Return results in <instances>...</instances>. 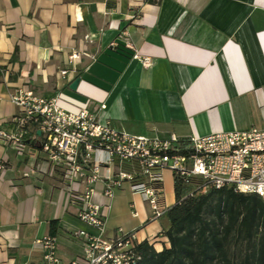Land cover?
Listing matches in <instances>:
<instances>
[{"label": "crops", "instance_id": "crops-1", "mask_svg": "<svg viewBox=\"0 0 264 264\" xmlns=\"http://www.w3.org/2000/svg\"><path fill=\"white\" fill-rule=\"evenodd\" d=\"M72 51L91 57L81 56L76 72L61 78ZM135 51L152 65L143 67ZM19 87L46 98L62 94L74 101L70 108L86 105L99 121L134 136L188 139L264 129V0H0L5 131L17 113L9 95ZM39 137L30 127L21 156L0 140V264H42L35 241L47 236L56 237L61 264H71L82 250L74 233L92 232L78 218L80 204L70 199L63 173L47 164ZM104 188L103 181L94 185L93 200L102 207L107 237L122 229L157 252L169 247L166 216L150 221L147 205L127 184L112 198ZM162 194L173 206L168 170Z\"/></svg>", "mask_w": 264, "mask_h": 264}, {"label": "built area", "instance_id": "built-area-1", "mask_svg": "<svg viewBox=\"0 0 264 264\" xmlns=\"http://www.w3.org/2000/svg\"><path fill=\"white\" fill-rule=\"evenodd\" d=\"M126 47L134 50L128 41ZM81 56L91 57L76 51L68 54L66 68L59 71L61 78L76 72L72 67ZM133 58L143 67L152 65L150 58L141 57L136 51ZM9 101L17 113L10 121L9 131L0 129V140L21 156L29 128H33V133L37 131L47 164L53 171L63 173L70 199L80 204L79 220L92 230L74 233L82 241V250L71 264H136L140 259L134 251L138 244L135 232L117 229L113 236L105 235L102 207L93 200L98 182L105 183L103 196L107 198L127 184L131 193L139 195L147 205L150 221L165 217L170 209L158 187L165 170L200 179L204 183L201 193L209 188H232L264 200V129L252 127L188 139L148 138L114 129L108 120L99 121L97 112L86 105L70 108L68 105H75L74 101L62 94L46 98L28 87H19L10 93ZM104 109L100 105L98 110ZM111 166L115 167L114 172ZM35 244L42 249V264H61L56 237L47 236Z\"/></svg>", "mask_w": 264, "mask_h": 264}, {"label": "trees", "instance_id": "trees-1", "mask_svg": "<svg viewBox=\"0 0 264 264\" xmlns=\"http://www.w3.org/2000/svg\"><path fill=\"white\" fill-rule=\"evenodd\" d=\"M173 179L175 203L163 233L169 247L157 252L147 241L136 244V264H264V200L232 188L201 193L200 179ZM57 225L50 222L52 230Z\"/></svg>", "mask_w": 264, "mask_h": 264}, {"label": "water", "instance_id": "water-1", "mask_svg": "<svg viewBox=\"0 0 264 264\" xmlns=\"http://www.w3.org/2000/svg\"><path fill=\"white\" fill-rule=\"evenodd\" d=\"M79 83H80V79H79V78L75 79V80L71 83V85H70V89L73 90V91L76 90V88L78 87Z\"/></svg>", "mask_w": 264, "mask_h": 264}, {"label": "rangeland", "instance_id": "rangeland-1", "mask_svg": "<svg viewBox=\"0 0 264 264\" xmlns=\"http://www.w3.org/2000/svg\"><path fill=\"white\" fill-rule=\"evenodd\" d=\"M148 208V207H147Z\"/></svg>", "mask_w": 264, "mask_h": 264}]
</instances>
